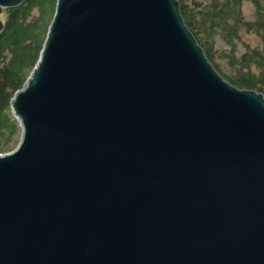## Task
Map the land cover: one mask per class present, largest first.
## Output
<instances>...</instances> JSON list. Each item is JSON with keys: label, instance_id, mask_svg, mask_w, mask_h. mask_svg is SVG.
I'll use <instances>...</instances> for the list:
<instances>
[{"label": "water", "instance_id": "obj_1", "mask_svg": "<svg viewBox=\"0 0 264 264\" xmlns=\"http://www.w3.org/2000/svg\"><path fill=\"white\" fill-rule=\"evenodd\" d=\"M25 1L0 0V34ZM11 108L0 264H264V95L178 0H58Z\"/></svg>", "mask_w": 264, "mask_h": 264}, {"label": "trees", "instance_id": "obj_2", "mask_svg": "<svg viewBox=\"0 0 264 264\" xmlns=\"http://www.w3.org/2000/svg\"><path fill=\"white\" fill-rule=\"evenodd\" d=\"M178 1L186 26L220 75L240 89L264 95V0ZM245 1L252 4V20L246 19ZM57 3L26 0L1 17L5 27L0 34V142L5 147L0 154L19 145L15 137L22 135V128L11 101L41 58Z\"/></svg>", "mask_w": 264, "mask_h": 264}, {"label": "rangeland", "instance_id": "obj_3", "mask_svg": "<svg viewBox=\"0 0 264 264\" xmlns=\"http://www.w3.org/2000/svg\"><path fill=\"white\" fill-rule=\"evenodd\" d=\"M243 9H244V13H245V16H246V19H248V20H252L253 19V7H252V4H251V2H249V1H245L244 2V7H243ZM3 16V14L1 15V17ZM2 19V18H1ZM247 38V37H246ZM256 39H253L252 40V45L254 46V45H256ZM15 117V116H14ZM21 138H22V135H21V133L17 136V138L15 137V142L16 143H18L17 141H19V143H20V141H21ZM13 144V143H12ZM19 146V145H18ZM18 146L14 149V150H12V149H10V150H6V151H10V152H6V153H4V154H9V153H12V152H14L17 148H18ZM5 147V145H3V143L2 142H0V150L1 149H3Z\"/></svg>", "mask_w": 264, "mask_h": 264}]
</instances>
